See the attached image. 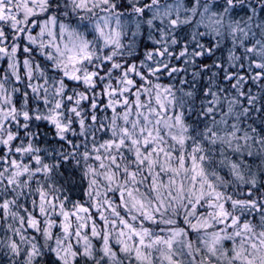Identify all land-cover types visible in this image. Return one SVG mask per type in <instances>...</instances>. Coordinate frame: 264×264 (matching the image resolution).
<instances>
[{
	"label": "snow or ice",
	"instance_id": "snow-or-ice-1",
	"mask_svg": "<svg viewBox=\"0 0 264 264\" xmlns=\"http://www.w3.org/2000/svg\"><path fill=\"white\" fill-rule=\"evenodd\" d=\"M57 2L0 0V59H4L11 69L10 74L6 72L0 79V102H3L0 103V116L5 111L8 113L0 121V223L5 224L6 237L0 240V244L21 259L33 257L37 252L36 245H29L23 252L20 245L25 240V233L35 235L42 232L45 239H55L53 264H120L124 257L130 258L129 264H180L176 254L178 242L183 243L187 249L185 254L191 256L193 264H197V260L199 264H213V261L216 264H264V201L254 198L259 188L254 187L257 175L253 173L252 165L255 161L249 159L253 156L251 148L257 143L264 145V139H261L264 129H261V137L250 135L255 128L244 129L241 135L240 119L230 122V126L224 123L223 135L219 125L209 127L203 120L200 122L203 128H190L179 113L169 117V105L174 106L175 101L168 90H162L158 84L150 90L143 86V78L136 80L125 73V78L120 81L123 87L106 85L102 89L112 115L109 132H105L98 142L94 138L90 150L86 149L80 156L84 162V176L90 177L82 191L83 195L91 196V203L82 198L55 195V184L51 185L53 191H48V181L53 175L69 192L79 187L74 182L79 168V164L74 165L77 155L63 153L49 158L38 147L42 141L37 142V146L27 139L21 142L16 135L17 126L26 121L35 123L41 119L39 110L49 105L43 118L54 125L58 133H67L75 121L61 109L80 117L77 104L87 99L89 105L96 108V103L94 98L86 96L75 101L69 96L67 103L61 99L50 101L43 62L33 63L30 54L39 49L42 55L47 53L46 59L51 60L49 49L55 47L57 54L64 58L58 63L70 80H83L95 88L98 77V73L92 70L81 75L79 65L90 60L91 55L77 53L76 33L58 23L56 15L51 14L50 5ZM86 3L87 0H80L76 6L84 9ZM241 10L247 14V9L238 6L237 0H213L205 18L210 27L218 26L224 17L234 19ZM143 14L148 15L146 11ZM169 15L170 25L178 28V16ZM156 26L160 27L159 24ZM97 31L101 29L97 28ZM183 31L179 28L174 35L178 37ZM61 39L66 41L64 51L59 47ZM245 51L252 75L244 70L238 78L228 77L236 93V99L228 101V110L231 113L233 105L243 97L242 103L246 105L241 109L243 116L257 112L264 120V93L260 96L259 108L255 107L257 97L252 95L257 81L264 85V45L247 47ZM65 52L69 53L66 57ZM129 71L135 72V68ZM34 73L40 79L35 87L29 83L31 95L27 91L24 95L13 94L14 98L10 100L7 82L15 79L19 85L21 77L30 82ZM63 83L65 81L52 85V96L66 95L61 86ZM209 95L212 100L207 103V113L214 116L213 104L220 101L214 93ZM25 97H28L29 107L21 110ZM33 97L38 98L37 106L33 105ZM91 119L95 122L97 118L92 116ZM79 123L83 128L86 121L80 119ZM241 140L249 149L244 157L247 164L235 157H224L222 151L219 163L228 169L234 181L249 191L228 195L219 187L223 177L210 171L209 159L214 168L216 155L213 149L225 144L231 146L235 142V151L240 152ZM174 146H179V150ZM37 176L45 182L35 184L34 195L28 200L24 196L25 189H33ZM259 179L264 181V173L259 174ZM146 182L153 194L151 197L142 191ZM260 188H264V183ZM111 195L115 200L109 198ZM21 197L27 202L22 203ZM173 204L178 207L169 214ZM179 212L183 216L173 218ZM249 214L252 215L251 221ZM58 232L63 233V239L57 236ZM194 233L203 234L201 242L206 256L201 257L199 249L192 252L190 237ZM113 234L116 236L115 246ZM25 264H32L31 259L25 260Z\"/></svg>",
	"mask_w": 264,
	"mask_h": 264
},
{
	"label": "clouds",
	"instance_id": "clouds-1",
	"mask_svg": "<svg viewBox=\"0 0 264 264\" xmlns=\"http://www.w3.org/2000/svg\"><path fill=\"white\" fill-rule=\"evenodd\" d=\"M79 3L80 0H58L57 3L50 5L53 9L51 14L56 15L58 23L66 25L69 30L76 33L74 44L77 53L91 55V59L79 67L81 75L88 70L98 73L95 88L83 80H70L65 76L58 63L64 58L57 54L55 47L49 49L53 57L51 60L46 59L47 53L42 55L39 49L30 54V57L33 63L43 62V72L48 79L50 101L61 99L67 103L69 96L73 98V101L86 96L89 99H95L96 108H92L89 105V100L86 99L76 105L80 117H75L73 113L61 109L68 118L75 121L70 125V131L67 133H58L55 126L43 118L47 114L49 105H45L43 109L39 110L41 119L36 120L35 123L26 121L25 124L17 126L16 135L19 136L20 141L27 139L34 146H37V142L42 141L38 143V147L49 158L63 153L69 155L76 153L77 155L74 165L79 164V168L74 182L79 187L69 192L67 187L59 185L58 178L53 175V178L48 181L49 192L53 191L51 185L55 184V195L63 194L74 199L82 198L85 202L91 203V196L83 195L82 191V189H86L90 177L84 176V162L80 160V156L86 149L90 150L94 138L95 142H98L105 132H109L108 126L112 115L111 110L107 108L108 98L103 95L102 89L106 85L123 87L124 85L120 81L125 78V73L128 77L136 80L143 78V86L150 90L157 84L161 86L162 90L167 89L175 101L174 106L169 105V117H174V114L179 113L186 126L190 128H203L200 123L203 120L209 127L219 125L220 134L223 135L224 123H229L230 126V122L240 119L242 121L240 124L241 135H243L244 129L255 128V132L250 135L261 137L264 120L260 119L257 112L251 113L250 116H243L241 109L246 106L242 103L243 97L239 98L238 104L233 105V111L229 113L228 101L236 99V93L230 86L228 77L238 78L244 70L248 71L249 76L252 75L248 53L245 49L247 47L255 48L258 44L264 45V0H237L238 6L242 5L244 9H247V14L241 10L234 19L224 17L221 24L212 27L207 23L205 12L213 0H148V3H145V0H87L84 9L76 6ZM125 4L131 5V7H125ZM115 5H120V7H114ZM137 9H141V11H137ZM145 11L148 13L147 16L143 14ZM169 13L172 16H178V28H173L170 25ZM157 24L160 27H157ZM97 28L101 31H97ZM179 28H183L184 31L177 37L174 34L179 31ZM117 33L118 35H116ZM65 44L66 41L61 39L59 43L61 51H64ZM236 49L239 51L237 52ZM68 54L65 52V57ZM113 64L118 67H112ZM132 67L135 68V72L129 71ZM157 68L160 70L156 71ZM6 72L10 74L11 69L4 63V59H0V79H3ZM38 79H40L39 75L34 73V78L30 82L23 77H21L19 85L16 84L15 79L7 82L10 100L14 98V95H24L26 91L30 96L31 89L28 85L30 83L32 87H35ZM60 81H65L61 86L66 95L52 96V85ZM202 90L203 94H201ZM209 93H214L220 101L219 104H213L214 116L207 113V103L212 100ZM262 93H264V85L257 81L252 90V95L257 97L255 104L257 108L261 105L260 96ZM27 99L28 97H25L21 110H27L29 107ZM37 99V97H33L34 106H37ZM7 115L8 113L5 111L0 116V121L3 116ZM19 115L18 111L17 117ZM92 116L97 118L95 122L92 121ZM80 119L86 121L83 128L80 126ZM253 120H255V124H252ZM5 131H7V126H5ZM251 143L249 140L248 144L251 145ZM174 147L179 150V146ZM235 148V142L231 146L225 144L215 147L213 149L216 155L214 168L211 167V158L209 159L210 171L223 177V182L219 184V187L228 195L246 194L249 191L234 181L228 174V169L219 163V154L222 151L224 157L229 159L235 157L247 164L244 157L247 156L249 149L245 147L244 141H240V152H236ZM251 151L253 156L249 159L255 161L252 171L257 175L254 187L259 188L258 194L254 193V198L264 201V188H260V184L264 181L259 179V174L264 173V145L257 143L255 147L251 148ZM8 155L9 152L6 149V156ZM60 176L62 177L63 174L61 173ZM80 177H84V179L81 180ZM37 182L43 184L45 181H41L37 176L33 183V189H25L24 196L28 200L34 195ZM142 191L149 197L153 195L147 182L142 186ZM109 198L115 200L114 195ZM20 199L22 203L27 202L24 197ZM177 207L176 204H173L169 214ZM182 216L183 213L179 212L178 216L173 218L178 219ZM248 219L252 220L251 214ZM258 221L259 217H257ZM56 227L59 228V224ZM4 228L5 224L0 223V240L6 239ZM259 230L260 228L257 227V231ZM57 236L63 239L62 232H58ZM202 236V233H194L190 237L192 252L199 249L201 257L207 255L201 242ZM73 243H76L75 238H73ZM112 243L114 246L116 245L115 234H113ZM29 245H36L35 256H25V259H21L20 256H15L7 247L0 244V264H25V260L28 259H31L32 264H36V261L39 264H53L55 253L52 250L56 248L55 239H45L42 232L35 235L28 232L25 233V240L20 245L21 252ZM186 252L187 249L183 247V243L178 242L176 254L180 264H193L191 256L186 255ZM129 261V257H124L120 264H129ZM197 264H199V260H197ZM213 264H216V261H213Z\"/></svg>",
	"mask_w": 264,
	"mask_h": 264
}]
</instances>
